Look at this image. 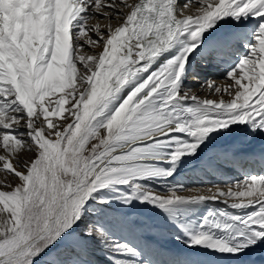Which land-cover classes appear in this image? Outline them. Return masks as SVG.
Here are the masks:
<instances>
[{
    "label": "snow or ice",
    "instance_id": "1",
    "mask_svg": "<svg viewBox=\"0 0 264 264\" xmlns=\"http://www.w3.org/2000/svg\"><path fill=\"white\" fill-rule=\"evenodd\" d=\"M0 150V264H264V0H0Z\"/></svg>",
    "mask_w": 264,
    "mask_h": 264
},
{
    "label": "bare ground",
    "instance_id": "2",
    "mask_svg": "<svg viewBox=\"0 0 264 264\" xmlns=\"http://www.w3.org/2000/svg\"><path fill=\"white\" fill-rule=\"evenodd\" d=\"M129 3L133 2V0H128ZM182 2V0H181ZM191 7V5H189ZM194 10V9H193ZM126 11V9H125ZM95 22V21H93ZM102 23H105L106 21H101ZM209 71L211 72H215V68L210 69ZM221 77V78H220ZM210 78H214L217 80L218 83L223 82V77L222 76H214V77H210ZM199 80V77H197V79H195V77L192 78V82L196 83V81ZM197 85V83H196ZM194 91H198L201 92L202 95H206V92H202L201 90H199V88H194ZM254 167L253 166H246L244 168H241L240 166H236L232 169V171L228 172L227 175L228 176H239L240 173L244 170H247L249 172L252 173ZM258 174H264L262 172H259ZM213 178L218 181L221 182L222 179H224V177L220 176L219 174H216L215 176L212 175H204V174H199V175H195V174H186V175H182L180 177H178V179L180 180H184L187 184L188 187H207L210 186L209 182L214 183ZM182 194H189V193H182ZM175 253H179V242H175ZM189 255H194L195 253L193 252V250L189 249L188 251Z\"/></svg>",
    "mask_w": 264,
    "mask_h": 264
},
{
    "label": "rangeland",
    "instance_id": "3",
    "mask_svg": "<svg viewBox=\"0 0 264 264\" xmlns=\"http://www.w3.org/2000/svg\"><path fill=\"white\" fill-rule=\"evenodd\" d=\"M221 78V77H220ZM195 79H197V77H195ZM194 88H199V84L197 83V85H196V83H194ZM193 88V89H194ZM199 90H200V88H199ZM202 94V93H201ZM55 97H53V99H54ZM0 154H3V152H2V150H0ZM28 155H30V154H25V158L28 156ZM213 180H214V183H220V182H218L217 180H216V178L214 179L213 178ZM192 187V186H191ZM174 244H175V242H174ZM175 248H177V247H175ZM188 251H189V249L187 248V246L186 245H181V244H179V253H176V255H189L188 254Z\"/></svg>",
    "mask_w": 264,
    "mask_h": 264
}]
</instances>
